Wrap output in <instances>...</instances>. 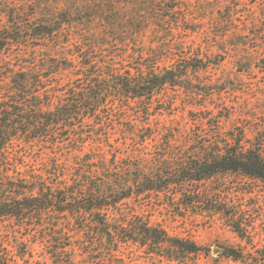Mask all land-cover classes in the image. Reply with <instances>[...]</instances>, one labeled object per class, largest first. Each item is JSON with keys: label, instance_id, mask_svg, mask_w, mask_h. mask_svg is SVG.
<instances>
[{"label": "trees", "instance_id": "trees-1", "mask_svg": "<svg viewBox=\"0 0 264 264\" xmlns=\"http://www.w3.org/2000/svg\"><path fill=\"white\" fill-rule=\"evenodd\" d=\"M6 1L7 22L0 25V220L17 219L42 242L66 237L85 257L102 251L114 256L134 243L160 262L192 264L191 256L203 248L146 214L155 195L175 216L224 220L251 240L245 209L232 194L236 185L227 178L264 183V132L249 139L244 130L225 128L229 113L195 101L183 105L205 109L190 127L153 123L167 111L165 104L183 106L167 101L168 87L191 99L204 96L193 83L204 69L197 55L164 54L168 39L158 30V48L144 43L153 25H167V35L179 26L183 17L169 14L180 8L179 0H82L79 18L70 10L60 17L57 8L29 12ZM26 38L39 47L48 43L49 50L22 48ZM117 122L119 134L112 139ZM136 198L143 202L131 204ZM223 253L246 260L243 248L223 247ZM0 264H10L1 246Z\"/></svg>", "mask_w": 264, "mask_h": 264}, {"label": "rangeland", "instance_id": "rangeland-1", "mask_svg": "<svg viewBox=\"0 0 264 264\" xmlns=\"http://www.w3.org/2000/svg\"><path fill=\"white\" fill-rule=\"evenodd\" d=\"M10 1L21 3L29 12L37 9L44 13L46 9L57 8L60 17L61 13L65 14L68 10L75 12V18L81 17L78 11L82 0H47L43 4H39L37 0ZM179 2L180 8L170 13L165 11L171 18L183 17L179 26L167 35V25L159 27L160 29L153 25L145 33L144 43L158 48L159 44L154 42V31L158 30L163 40L168 39L163 41L168 43L164 54L197 55V60L204 65V69L195 73L198 78H194L193 83L202 89L200 93L204 96L191 99L183 89L168 87L167 101L170 97L178 100L179 104L176 105L195 101L198 104L204 103L215 112L221 110L223 113H229V120L224 122L225 128L244 130L248 138L254 140L264 132V0ZM169 4L172 5L170 2ZM7 7V1L0 0V25L7 22L4 12ZM153 15L155 14L150 13L148 17ZM95 20V26L101 29L98 23L99 15H96ZM74 25L72 31L77 30V25ZM25 41L26 46L22 48L28 51L37 48L45 52L49 50L48 43L39 47L34 39L26 38ZM121 52L119 50L117 53ZM131 52L132 50L128 49V53ZM129 63L131 62L126 60L124 64ZM188 82L189 80L184 81L185 84ZM164 108L167 111L154 116L153 123L159 121L161 124L190 127L193 119L203 114L205 106L199 110L198 107L183 105L172 110L170 103H167ZM118 128L117 122L112 129V139L118 136ZM69 156L67 154L66 157L71 161ZM227 182L236 185V188L231 189L232 194L235 201L245 209V223L250 225L251 240L247 237L241 238L224 220L212 221L192 214L185 218L175 216L174 211L165 205L166 201L155 195L145 212L154 222L164 226L171 235L190 238L203 248L199 255L191 256L192 264H264V183L236 175L228 177ZM141 202V199L136 198L131 204ZM129 207L130 203L125 205V208ZM19 223L14 218L0 220V246L8 253L10 264H72L73 259L75 264H177L160 262L134 243L124 245L114 256L102 251L85 257V252L71 245L73 242L66 237L53 243L42 242L26 234L27 231L19 227ZM86 240L87 251H90L92 247L89 238ZM228 246L243 248L246 260L235 261L227 257L223 253V247ZM74 248L76 250H73Z\"/></svg>", "mask_w": 264, "mask_h": 264}]
</instances>
